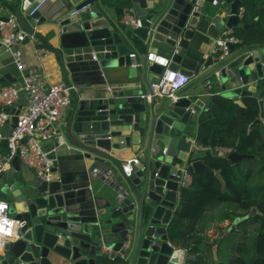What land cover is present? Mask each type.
Instances as JSON below:
<instances>
[{"label":"water","instance_id":"1","mask_svg":"<svg viewBox=\"0 0 264 264\" xmlns=\"http://www.w3.org/2000/svg\"><path fill=\"white\" fill-rule=\"evenodd\" d=\"M245 1L24 0L16 14L28 34L25 41L36 35L34 27L52 25L54 54L75 89L67 122L44 144L55 162L53 179L42 180L18 155L0 179V199L22 221L20 238L0 253V264L197 261L187 256L188 237L204 210L187 231H177L181 241L175 245L173 223L183 209L177 207L180 183L186 172L215 174L223 187L225 181L204 161L218 155L216 131L205 152L193 136L194 122L197 127L203 111L224 121L215 98L243 105L241 98L250 96L258 99L260 115L249 133L264 123V47L234 44L223 59L202 52L228 29L257 22L241 21ZM55 4L51 17L42 15ZM126 16L140 19V26L120 22ZM132 48L140 52L137 67L131 66ZM185 60L214 75L220 90L189 96L177 91L148 103L142 95L166 68L195 74L180 66ZM5 80L12 82L10 73L1 77ZM23 96L31 94L22 90L19 102L3 109L12 115L3 135L16 125ZM127 150L140 155L139 164L129 163ZM247 157L238 151L228 155L234 164Z\"/></svg>","mask_w":264,"mask_h":264},{"label":"built area","instance_id":"2","mask_svg":"<svg viewBox=\"0 0 264 264\" xmlns=\"http://www.w3.org/2000/svg\"><path fill=\"white\" fill-rule=\"evenodd\" d=\"M245 12V8L241 6L240 18L244 17ZM123 23L130 27L141 24L140 19L130 16H126ZM238 28L228 29L215 40L212 49L213 55L220 59L230 55L231 45L240 43ZM27 35L16 13L11 14L8 20L0 19V44L11 56L12 63L21 72L23 78L22 83L19 84H4L1 82L0 76V106L2 108L0 112V142L3 140L7 142V152H0V179L3 178L7 170L12 168V160L18 155L20 161L32 169L42 180L50 181L54 177L55 162L49 157V150L44 147V144L57 135V128L60 126L67 107L71 105V93L75 87L66 80L52 84L48 88L39 84L38 69L30 66L25 60L23 43ZM43 52L44 50H38L39 54ZM130 58L132 67L140 65L136 53H130ZM188 82L189 76L179 70L166 68L159 81L151 84L150 89L142 97L148 103L161 97H173L174 93L181 90ZM206 84L212 88L210 79ZM24 89L31 94L28 105L18 115V121L12 128V132L9 135H3L4 125L12 119L11 113L5 112L3 109L12 108L19 102V93ZM225 151V153H229L231 149ZM131 162L139 164L140 158L129 159V163ZM191 182L192 176L186 172L180 183V190L190 186ZM9 209V202L0 199V252H3L9 243L20 238L22 221L11 217Z\"/></svg>","mask_w":264,"mask_h":264},{"label":"trees","instance_id":"3","mask_svg":"<svg viewBox=\"0 0 264 264\" xmlns=\"http://www.w3.org/2000/svg\"><path fill=\"white\" fill-rule=\"evenodd\" d=\"M13 7L17 11V6ZM257 17L258 21L256 24L242 30L240 45H264V0H251L247 6L246 21L252 22ZM215 89L217 90V88ZM231 105L230 108L233 109L235 105ZM258 112L259 105L254 102L251 107L240 108L236 113H232L223 123H219L217 119L211 120L212 115L215 114L207 113L200 121L199 142L206 145L209 144L210 137L215 130L217 145L234 147L236 151L253 155L255 158L260 156L259 173L260 176L264 177L263 125L258 124L250 133L248 131L249 125L256 119ZM238 140H240V143L237 145ZM0 152H7L6 140L0 142ZM208 159L210 165L208 167L213 171H221V176L226 186L223 188L222 183L215 175L206 177L204 173H194L191 187L183 188L180 191L183 209L173 223L175 237H179L177 231H183L182 227L186 221L191 226L193 220L200 214L202 209L226 203L232 204L235 208L237 207L245 215L256 207L259 210V214L244 222L243 233L240 235L244 240L240 242L236 239L235 241V236L239 234L234 232L227 237L223 252L226 256L234 254L233 252L238 254L234 256L233 264H264V184L258 187L251 184V178L255 172L253 168L244 175L239 173L240 169L237 170L239 164L232 165L228 159L215 156L208 157ZM205 163L207 164V161ZM206 216V213L203 214L201 219ZM254 222L259 223V226L256 229V233L252 235L250 243H247L246 228L244 226ZM203 239L204 236L198 230L188 238L190 246L188 250L189 256H193L197 260L191 264H209L204 255L205 246L207 245L202 247ZM113 264L118 263L113 262Z\"/></svg>","mask_w":264,"mask_h":264},{"label":"crops","instance_id":"4","mask_svg":"<svg viewBox=\"0 0 264 264\" xmlns=\"http://www.w3.org/2000/svg\"><path fill=\"white\" fill-rule=\"evenodd\" d=\"M250 1L251 0H247L242 5V7H244L246 11H247V6L250 3ZM23 2H24L23 0H0V17H9L11 14H15L16 11H15L13 6H17L16 9H21ZM57 7H58V4L53 5L52 8H50L45 14H42V15L47 16V17H51L52 14L54 13V9H56ZM124 18L125 17H119L120 22H122V20H124ZM27 19L30 20L29 17H27ZM255 19H257V21H258V17ZM246 20H247V18H246V12H245V15H244V17L241 18V21L247 22ZM248 23H251V22H248ZM253 25H251V26H253ZM52 28H53V26L50 24H47V23L34 27L36 35H32L28 41H25L23 43L25 60L30 64V66L36 67L38 69V72L40 75L39 84L41 86H43L44 88H48L52 84L58 83L62 80H65L63 77L60 65H59V61H58L56 55L54 54V46H56V44H57V38L54 35ZM243 29H247V28H238L237 29L238 39L240 40V43L242 40L241 32ZM214 43H215V40H211L207 45L203 46L202 52L206 58H208L211 54H213L212 49H213ZM50 45H51V47H50ZM255 45H256L255 48L264 47V45L263 46L258 45V44H255ZM38 50H44V52L42 54H39ZM131 53H136L138 56V61H140V59H139L140 52L136 48H132ZM180 66L191 69V70H195V74L193 76H190L184 72L185 74H187L189 76V82L186 84V86H184L181 90H179V91H181V94L189 96V95L194 94V93H200V92H205V93L207 92L208 93L210 91L216 92V91L220 90V84H219L218 80H216L217 78L214 75H204V73L201 71V69L199 67L193 65L188 60L183 61V63ZM7 73L11 74L12 82L5 80L3 82L4 84H11V83H18L19 84V83H21V78H22L21 72L12 63L11 56L7 52H5L3 46L0 44V76L2 77ZM162 74L163 73H160L159 76L161 77ZM209 79L212 81V88H210L206 84L207 80H209ZM215 88H217V90ZM23 99L25 101V105H24L22 110H25L27 105H28L29 98H27L26 96H23ZM241 100L243 102V105L242 104L241 105L234 104L233 100L231 102L229 100L230 103H228V101L226 102L220 98H218V99L215 98V101L223 109L224 120L227 119L232 113H236L240 108H249V107H251L252 104H254V102H256L259 105L258 99L250 97V96L241 98ZM231 104L235 105V107L233 109L230 108L232 106ZM71 107H72V103L70 106L67 107L65 115L63 116V118L60 122V126H63L67 122ZM209 112H211L212 114H215L212 111H208V112L203 111L199 115L200 120L197 123V127L195 126V123L197 120L194 122V128L195 129H194L193 136H195L196 139L198 140V143H197L198 147L201 150H204L205 152L210 150L211 137L209 140V144H207V145L199 142L198 137H199V133L201 130L200 121ZM215 115H212L211 120L217 119L219 121V123L224 122V121H221L220 117L217 114H215ZM259 115H260V105H259V112L257 114L256 119L259 117ZM259 124H262L263 128H264L263 122H261ZM248 130H249V128H248ZM216 141H217V137H216ZM237 142L240 143V140H238ZM216 148L219 152L218 155H210V156H207L204 158V161L205 162L207 161V164H208L207 166H209V167H210V165L208 163V161H209L208 157H214V156L215 157H221L223 159H228L232 165L239 164V166L237 167V170L240 169L239 173L240 174L243 173L245 175L248 171H250V169H252L250 165L255 163V160H257V158H255V156L249 155V157L240 159L236 164H234L228 158V155L230 152L225 153L226 152L225 150H228V149L229 150L231 149V152L236 151L234 147L219 146L216 143ZM125 154H126V156H128L129 159H133L135 157L140 158L139 154L134 153L131 150H127L125 152ZM244 164L247 166L244 168H241V166ZM199 173H201V172H199ZM195 174H191L192 182H191L190 186H188V187H191V185L193 184ZM206 177H208V176L206 175ZM225 186H226V183H225ZM222 187H223V184H222ZM223 188H225V187H223ZM179 206H182L180 193L178 196L177 207H179ZM253 209L255 210L254 215L250 216L249 214L251 213V211ZM202 210H204V212L202 213L201 217L205 213L207 214V216L205 218L203 217V219H201V217L199 218V220L197 222V226H196V231L197 230L200 231L201 234L204 236V239L202 240V247L207 245V246H205L206 250H205V254H204L207 262L209 263V261H213V264H214L215 260L217 259V260H219L220 264H233L234 258H235L234 256L238 255V254L233 252L234 254L226 256L223 252L224 251V243H225L227 237L229 235L233 234L234 232L239 234V235L235 236L234 240L236 241V239H237L240 242H242L244 239H242V237L240 235L243 233L242 229H243L244 222L246 220H248L249 218H253V217L257 216L259 214V210L256 207H254L251 209L249 214L243 215V212L240 209H238L237 207L235 208V206H233L232 204H226V203L217 204L211 208H208V209L205 208ZM177 214L178 213H176L175 215L177 216ZM254 223H256V222H254ZM250 225H251V223L249 225L244 226L246 228L245 230H246V234H247L246 235V242L247 243H250V241L252 240V238H250V237H252V235H254L256 233V229L259 226V223H256L257 226H255L256 228H254L253 232H252L253 229H250L251 227H249ZM182 228H183V231L188 230L190 228L189 222L186 221V223L183 225ZM175 241H176L175 245H177L181 241V237L180 236L178 238L175 237ZM0 253H2V252H0ZM187 256H189V253L187 254Z\"/></svg>","mask_w":264,"mask_h":264},{"label":"rangeland","instance_id":"5","mask_svg":"<svg viewBox=\"0 0 264 264\" xmlns=\"http://www.w3.org/2000/svg\"><path fill=\"white\" fill-rule=\"evenodd\" d=\"M262 157V156H261ZM261 158L260 156L257 157V160H255V163H253L251 166V168H254L255 172L254 175L251 178V184L254 186L256 185V187L258 186H263L264 184V177L260 176L259 170H260V165H261ZM247 165H242L241 168L246 167ZM11 217L15 218V214H10ZM255 226L256 223H251V225L249 227H251L250 229H253L252 232L254 231V228H256ZM252 238V237H250ZM209 264H213V261H209Z\"/></svg>","mask_w":264,"mask_h":264},{"label":"clouds","instance_id":"6","mask_svg":"<svg viewBox=\"0 0 264 264\" xmlns=\"http://www.w3.org/2000/svg\"><path fill=\"white\" fill-rule=\"evenodd\" d=\"M191 258H193V257H191Z\"/></svg>","mask_w":264,"mask_h":264}]
</instances>
